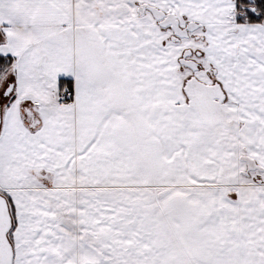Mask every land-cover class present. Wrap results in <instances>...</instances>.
<instances>
[{"label": "snow or ice", "instance_id": "6c2138e0", "mask_svg": "<svg viewBox=\"0 0 264 264\" xmlns=\"http://www.w3.org/2000/svg\"><path fill=\"white\" fill-rule=\"evenodd\" d=\"M0 264H264V0H0Z\"/></svg>", "mask_w": 264, "mask_h": 264}]
</instances>
